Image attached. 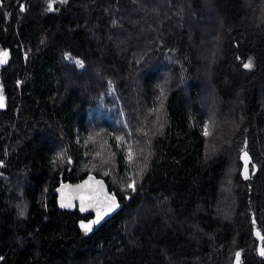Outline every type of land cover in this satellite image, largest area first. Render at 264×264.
I'll return each instance as SVG.
<instances>
[{
  "label": "trees",
  "instance_id": "obj_1",
  "mask_svg": "<svg viewBox=\"0 0 264 264\" xmlns=\"http://www.w3.org/2000/svg\"><path fill=\"white\" fill-rule=\"evenodd\" d=\"M0 52V264H264V0H0Z\"/></svg>",
  "mask_w": 264,
  "mask_h": 264
},
{
  "label": "rangeland",
  "instance_id": "obj_2",
  "mask_svg": "<svg viewBox=\"0 0 264 264\" xmlns=\"http://www.w3.org/2000/svg\"><path fill=\"white\" fill-rule=\"evenodd\" d=\"M7 58H8V56H7L6 52H0V61L2 64L7 61ZM105 84H106L107 92L101 95L100 102L98 103V108L96 109V112L94 113V115H96L95 120H97L95 123L98 124V126H96L92 129V133L95 136H102L104 134V127L102 124L107 122L106 120H112V118L118 117V110L122 109L121 101L119 100L117 89L115 88L113 82L109 78H106L105 80L102 81V85H105ZM4 106H5V96H4V93L0 87V107H4ZM121 112H122L121 113V115H122L123 111H121ZM211 117L215 118V116H213V115H211ZM111 122H112V124H114L113 126L116 129H119L122 126H124V124L126 122V118L124 117L122 119V121H119V122L118 121H110V123ZM122 136H124V135H122ZM124 141H126L125 138H124ZM100 159H101V161L94 162L93 164H91L92 168L95 169V171H97L99 174L101 173L103 175H106V174L110 175V171L112 170L111 164H110V169H109L107 167L106 159L103 156H101ZM133 169H135L134 166L132 167L131 170H133ZM129 177H130L129 183L133 185V183L136 180L135 179V171H132V173L130 174ZM99 215L101 218L103 217V214L100 211H99ZM96 220H97V218H96Z\"/></svg>",
  "mask_w": 264,
  "mask_h": 264
},
{
  "label": "water",
  "instance_id": "obj_3",
  "mask_svg": "<svg viewBox=\"0 0 264 264\" xmlns=\"http://www.w3.org/2000/svg\"><path fill=\"white\" fill-rule=\"evenodd\" d=\"M243 169L242 176L244 179L249 177L250 158L247 155L242 156ZM247 176V178H245ZM114 198L111 196L108 190L107 184L103 180L91 179L75 186H69L64 188L59 201L61 208L74 207L78 205L85 213L92 208H99L112 203ZM61 205H64L63 207ZM256 237L260 235L255 231ZM238 264V263H236Z\"/></svg>",
  "mask_w": 264,
  "mask_h": 264
},
{
  "label": "snow or ice",
  "instance_id": "obj_4",
  "mask_svg": "<svg viewBox=\"0 0 264 264\" xmlns=\"http://www.w3.org/2000/svg\"><path fill=\"white\" fill-rule=\"evenodd\" d=\"M62 2H63V0H62ZM21 10H23V7H21ZM49 10H51V5H49ZM245 68H250L251 67V61H249L248 63H245L244 65H243ZM207 134V133H206ZM245 178H247V176L245 177ZM132 185H129V187H131ZM62 207L64 206V205H61ZM83 210V209H82ZM101 217H100V215H99V213H97V220H95V221H92L91 223H89V224H81V227L86 231V232H88V231H91V224H94V223H98L99 222V219H100ZM239 253H237L236 254V256H237V258H239ZM261 255H264V250H261Z\"/></svg>",
  "mask_w": 264,
  "mask_h": 264
}]
</instances>
